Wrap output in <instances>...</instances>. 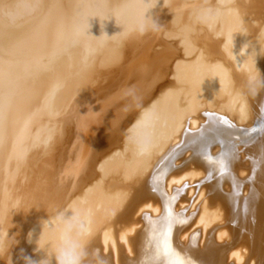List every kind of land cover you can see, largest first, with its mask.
I'll list each match as a JSON object with an SVG mask.
<instances>
[{
    "label": "bare ground",
    "instance_id": "bare-ground-1",
    "mask_svg": "<svg viewBox=\"0 0 264 264\" xmlns=\"http://www.w3.org/2000/svg\"><path fill=\"white\" fill-rule=\"evenodd\" d=\"M80 200L108 264H264V0H0V264Z\"/></svg>",
    "mask_w": 264,
    "mask_h": 264
},
{
    "label": "clouds",
    "instance_id": "clouds-1",
    "mask_svg": "<svg viewBox=\"0 0 264 264\" xmlns=\"http://www.w3.org/2000/svg\"><path fill=\"white\" fill-rule=\"evenodd\" d=\"M137 152L147 154L150 141L133 138ZM45 227V226H44ZM48 229L54 235V243L45 249L47 255L40 261L25 256V264H108L105 255L90 247L93 234L92 213L83 200L73 202L59 210L54 219L49 220Z\"/></svg>",
    "mask_w": 264,
    "mask_h": 264
}]
</instances>
